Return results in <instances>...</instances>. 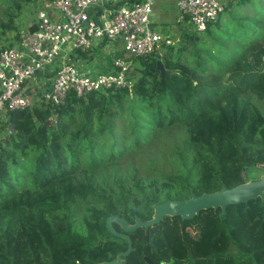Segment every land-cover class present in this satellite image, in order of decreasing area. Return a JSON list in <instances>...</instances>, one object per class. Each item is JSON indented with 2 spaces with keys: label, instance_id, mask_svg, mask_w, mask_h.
<instances>
[{
  "label": "trees",
  "instance_id": "trees-1",
  "mask_svg": "<svg viewBox=\"0 0 264 264\" xmlns=\"http://www.w3.org/2000/svg\"><path fill=\"white\" fill-rule=\"evenodd\" d=\"M36 1L0 0V51ZM126 77L123 88L69 91L57 107L36 100L0 119V264H116L127 241L106 219L147 221L153 205L201 195L192 149L217 169L209 193L264 169V0L224 6L205 31L132 58ZM153 142L148 162L121 167ZM220 213L177 217L173 238L166 220L128 233L110 222L132 247L121 264H264V198Z\"/></svg>",
  "mask_w": 264,
  "mask_h": 264
},
{
  "label": "built area",
  "instance_id": "built-area-1",
  "mask_svg": "<svg viewBox=\"0 0 264 264\" xmlns=\"http://www.w3.org/2000/svg\"><path fill=\"white\" fill-rule=\"evenodd\" d=\"M38 2L32 21L19 26L12 46L0 51V119L31 108L35 100L25 86L45 72L52 76L50 87L38 100L52 107L61 105L69 91L81 96L128 85L129 65L121 59L113 61L112 71L93 75L81 73L71 63L74 53L93 55L102 40L120 39L130 59L160 55V47L172 44L149 25L153 0ZM223 10L216 0H178L177 21L201 33Z\"/></svg>",
  "mask_w": 264,
  "mask_h": 264
},
{
  "label": "water",
  "instance_id": "water-1",
  "mask_svg": "<svg viewBox=\"0 0 264 264\" xmlns=\"http://www.w3.org/2000/svg\"><path fill=\"white\" fill-rule=\"evenodd\" d=\"M156 65L160 73L159 76L166 73L160 60L156 62ZM257 198H264V173L256 180L247 181L231 188L222 185L220 190L211 193L195 195L193 192H190L189 199H173L153 205V215L151 219L147 221H140L135 218L134 223L129 224L124 218L109 216L105 221L107 229L112 234L122 236L127 241V250L124 253H119L114 262L116 264H121V257L128 255L132 247L127 235L116 234L112 231L110 228V222L112 221L116 222L125 233H128L138 228L146 229L153 224L160 223L165 217H179L181 220H188L198 215L200 211L207 209L216 211L218 208L221 209L220 214H222L226 206L245 203ZM144 260L147 264H152L149 259L144 258ZM111 264H113V262Z\"/></svg>",
  "mask_w": 264,
  "mask_h": 264
},
{
  "label": "crops",
  "instance_id": "crops-1",
  "mask_svg": "<svg viewBox=\"0 0 264 264\" xmlns=\"http://www.w3.org/2000/svg\"><path fill=\"white\" fill-rule=\"evenodd\" d=\"M154 5L152 12L149 17V25L153 31H156L167 37L170 40L179 41L181 35L186 33H191V27L183 22L177 21V1L178 0H153ZM223 7L227 5H233L235 0H216ZM39 6L35 3L32 10H36ZM35 11L33 12L34 17ZM33 17L29 21H24L29 23L32 21ZM23 22V23H24ZM190 31V32H189ZM105 41V44L102 43ZM100 58L95 60V58H87L86 55L82 54L80 57L78 53L71 55V63L76 65L81 73L93 75L97 73H107L113 70V61L115 59H121L122 61L130 65L131 59L125 53L122 48L120 39H114L112 41L102 40L98 44L97 51L95 53ZM95 55H93L95 57ZM96 56V57H97ZM104 58V60H102ZM102 60V61H101ZM47 73V74H46ZM51 75L45 72L44 75L30 81L28 85L25 86V92L30 94L31 97L38 101L41 93L48 90L51 82Z\"/></svg>",
  "mask_w": 264,
  "mask_h": 264
},
{
  "label": "rangeland",
  "instance_id": "rangeland-1",
  "mask_svg": "<svg viewBox=\"0 0 264 264\" xmlns=\"http://www.w3.org/2000/svg\"><path fill=\"white\" fill-rule=\"evenodd\" d=\"M116 1H119V0H116ZM37 3V1H36ZM38 4V3H37ZM33 6H30L26 9V11L24 12L23 16L18 18V27L21 26L24 27L26 24H24L25 22L24 21H29L32 17H33V12L35 11L34 9L32 10ZM238 11V10H236ZM222 13L220 14L219 17H221ZM222 23L226 22L225 18H221L220 19ZM24 22V23H23ZM17 27V28H18ZM192 31V29L190 30ZM189 31V32H190ZM193 33H198L199 32H195V31H192ZM11 35H15V32L14 33H11ZM178 41H175L174 40H171V43L174 44V43H177ZM172 44H169V45H172ZM168 45V46H169ZM163 47V46H162ZM162 47H160L159 51L162 53ZM96 51L93 53V55H95ZM86 55V54H85ZM93 55H90V53H87L86 57L87 58H95V60L99 59L100 56L98 57L97 55H95V57ZM97 56V57H96ZM102 60H104V58H102ZM101 60V61H102ZM129 65V64H128ZM166 71V70H165ZM167 72V71H166ZM170 73V72H168ZM162 140L159 141V143H161ZM159 146L156 144V142H153L151 144H149V146L143 150H139L137 151L135 154H130L129 156H127L125 159H123L120 164H121V167H124L127 163H128V160L132 163H136L138 166L141 164V163H146L148 162V159L151 155L154 156V154L157 153V151L159 150ZM163 151V150H162ZM189 156H193L194 158L196 157V159H198L200 161L199 163V172H200V186L203 188L201 191H202V194L203 193H209L207 191V187L209 184L212 183V181L214 179H216V170L217 169H210L212 168L211 165L204 161L201 157L200 154H198L197 150L196 149H192L189 153ZM253 171V175H252V178H250L249 180H247L246 178H244V182H247V181H252V180H256L258 179L261 174L264 173V169H258V170H252ZM243 177H245V175L243 174ZM211 193V192H210ZM179 218L177 217H168L167 219H164L166 220V222H164V224H162V229L165 228V226H168L170 227L168 230L169 232L166 233V235L168 236V238L171 236V238H173L174 236L176 237H180L181 236V233H182V225L181 223L179 222L178 220ZM181 239V238H180ZM179 242V241H178Z\"/></svg>",
  "mask_w": 264,
  "mask_h": 264
}]
</instances>
